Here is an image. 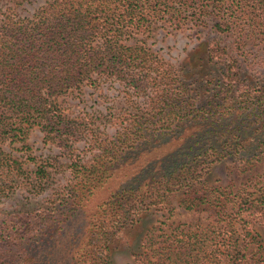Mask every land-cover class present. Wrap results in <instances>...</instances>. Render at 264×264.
Here are the masks:
<instances>
[{
    "label": "trees",
    "instance_id": "obj_1",
    "mask_svg": "<svg viewBox=\"0 0 264 264\" xmlns=\"http://www.w3.org/2000/svg\"><path fill=\"white\" fill-rule=\"evenodd\" d=\"M207 16L215 33L264 41V0H46L29 16L3 11L0 198L17 188L38 194L50 177L54 164L47 157L27 170L2 146L28 147L32 127L70 156L71 177L51 203L0 209L2 255L55 230L61 215L73 217L82 198L106 185L109 193L86 216L94 243L70 263L110 264L117 232L130 233L140 213L180 191L179 206L216 207L215 221L199 229L150 226L135 254L143 264H260L254 226L264 224V184L258 178L236 188L208 184L206 174L227 156L241 170L263 156L264 82L241 78L235 52L214 33L188 55L209 89L198 101L177 69L146 45L157 27L180 30L188 22L204 24ZM108 77L147 93L142 108L124 114L113 137L95 139L97 150L83 161L71 143L85 134L84 122L70 117L59 97Z\"/></svg>",
    "mask_w": 264,
    "mask_h": 264
},
{
    "label": "rangeland",
    "instance_id": "obj_2",
    "mask_svg": "<svg viewBox=\"0 0 264 264\" xmlns=\"http://www.w3.org/2000/svg\"><path fill=\"white\" fill-rule=\"evenodd\" d=\"M45 1L0 0V16L3 11L15 16H29L35 8ZM211 23L212 20L207 16L204 24L196 25L188 22L180 30L166 31L164 28L157 27L145 39L146 45L154 51L157 57L177 69L179 78L185 80L190 87L189 95L198 101L205 98L209 89L193 66L196 61L195 58H188V55L199 41L207 40L214 35L216 31L210 27ZM215 34L219 37L221 44L224 43L235 52V64L241 78L245 81L264 82V41L250 36L252 39L237 42L234 36L230 34ZM222 62L220 60L213 64L216 72H218L217 66L222 65ZM146 93V91H137L136 93L134 90L128 89L120 80L108 77L99 79L92 86L82 85L79 90H72L61 95L59 100L64 111L70 117L75 116L76 119H82L85 125V134L72 140L73 152L81 156L83 161L89 159L92 151L97 150L96 147L92 146L93 141L99 137H113L115 129L122 121L120 118L128 112H137V104L138 106L141 105L139 108H142L143 96ZM239 111L238 108H235L236 114ZM25 142L28 147L21 149H13L6 143L2 146L22 160V166L27 170H32L40 158L46 157L53 162L54 168L51 169L50 177L40 193H28L22 188H17L0 198V209L51 203L57 200L55 198L56 192L60 189L64 190L71 177L67 166L70 156L55 144L43 141L41 132L37 127L30 129ZM13 145L16 146L17 144ZM163 147L171 146L165 145ZM262 155L260 160L244 170L237 166L236 160L227 156L211 166L206 174V181L208 184L229 185L236 188L240 183H248L258 178L260 184L263 185L264 177L261 175L264 174V154ZM30 156L34 159L31 160ZM111 181L109 183L113 184ZM104 189H98L94 195L79 199L82 203L76 207L73 217L64 219V215H61L62 220L58 222L60 226H57L55 230L52 229V231L49 229L44 234L40 232L36 237L30 239L34 242H31L30 246L24 244V247L11 251L7 256L0 253V264H82L70 263L71 257L73 260L75 257H82V251L86 245L94 243V239L89 237V223H87L86 216L109 193L110 187L105 185ZM180 195L181 192L177 191L168 197L164 206L150 207L140 213L138 221L133 224L134 228L129 230L130 233L124 229L117 232L116 245L114 244L115 246L112 247L113 249L108 256L110 264H143L135 254H139L143 249L141 243L145 230L154 224H159L165 230L174 226L184 229H199L215 221L216 207H205L203 204H198L185 209L177 204ZM51 227H55V225ZM254 230L261 243L262 260L260 264H264V224L255 225ZM7 261L10 262L6 263Z\"/></svg>",
    "mask_w": 264,
    "mask_h": 264
}]
</instances>
